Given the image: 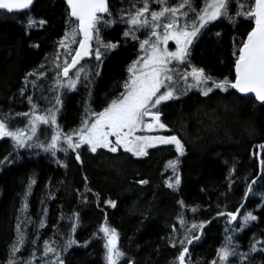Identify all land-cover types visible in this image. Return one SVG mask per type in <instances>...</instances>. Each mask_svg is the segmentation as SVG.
Listing matches in <instances>:
<instances>
[{
    "label": "trees",
    "instance_id": "trees-1",
    "mask_svg": "<svg viewBox=\"0 0 264 264\" xmlns=\"http://www.w3.org/2000/svg\"><path fill=\"white\" fill-rule=\"evenodd\" d=\"M167 2L175 4L177 0ZM194 4L199 8L202 0H194ZM133 6L140 7L141 0H109L112 18L117 22L103 28L100 36L118 46L102 56L98 74L93 57L81 61L91 69L87 87L82 80L75 90H62L57 114L65 132L79 126L86 106L99 111L123 90L128 66L140 52L139 41L123 35L127 25L120 21L121 10H134ZM150 7L158 5L151 3ZM69 11L64 0H39L23 13L0 10V116L8 114L10 125L26 123L27 117L16 113L30 110L28 96L41 109L54 103L55 93L49 91L54 72L48 62L56 52L64 51L59 41L71 27ZM235 11L233 3L230 12ZM29 17L45 23L29 27ZM252 26L245 16H236L234 22L218 19L195 42L189 59L213 79L232 80L234 46L246 38ZM144 35L137 33L140 39ZM41 64L49 69L46 77L27 75L44 71ZM26 77L29 82L36 80L37 86L26 84ZM187 92L160 106L161 121L167 125L160 134L177 135L184 142L182 156L174 145H166L152 149L145 158L104 150L99 152V163L92 161L97 157L88 163H60L65 157L62 153L56 157L17 148L9 138L0 140V264H8L18 227L36 243L26 241L15 254L17 258H27L35 251V264H42L47 240L55 242L52 246L59 251L63 264H106L105 241L99 231L105 224L118 233V247L124 253L119 264H176L180 245L177 242L173 247L170 238H182L178 222L181 215L186 221H207L204 226L209 223L202 237L190 246V264H209L216 258L225 229L238 228L245 212L257 219L233 233L238 251L248 253L256 241H261L257 249L264 248V167L261 171L257 156L258 146L264 143V105L234 89H213L207 96L196 88ZM177 157L180 183L169 188L166 181L174 182L175 176L168 161ZM139 180L148 183H137ZM29 185L31 191L25 197ZM249 185L252 191L246 200ZM106 199L115 200V207L104 205ZM242 206L236 223L228 224L226 217H217V212ZM73 213L79 214V222L70 232ZM69 235L76 243L64 249ZM230 264L241 262L230 257ZM243 264H264V251L250 253Z\"/></svg>",
    "mask_w": 264,
    "mask_h": 264
},
{
    "label": "snow or ice",
    "instance_id": "snow-or-ice-1",
    "mask_svg": "<svg viewBox=\"0 0 264 264\" xmlns=\"http://www.w3.org/2000/svg\"><path fill=\"white\" fill-rule=\"evenodd\" d=\"M33 0H0V10L8 13L29 9ZM69 11L71 27L59 41L63 52H56L48 62L54 75L51 77L49 91L54 92V103L41 109L38 103L28 96L31 108L28 112L16 113L17 116L27 117L23 126H12L8 122V114L0 116V138H10L17 148L37 147L53 156L57 152L67 154L69 150L75 153V159L81 161L78 149L86 146L87 150L95 153L98 149H106L117 153L120 149L130 153L133 157H146L149 149L158 145H174L175 151L182 156L184 144L177 135L149 134L158 130H167V125L161 121V105L170 101L179 94H184L192 88L198 89L202 95L207 96L213 89L227 91L234 89L241 94H254V99L264 105V0H202L197 8L194 0H177L169 4L167 0H141V6L134 10L124 12L121 10L120 21L127 25L123 35L139 41V55L128 66V77L122 84V91L111 98L106 106L96 111L86 106L85 113L77 128L65 132L57 124L56 114L58 105L62 103L61 92L64 89L75 90L82 80L85 87L91 69L86 63L81 64L85 57H93L97 62V70L102 62V56L107 51L117 47L116 43L105 42L101 30L110 27L117 21L112 18L108 0H66ZM151 3L158 8L150 7ZM236 4L235 13L230 12L232 4ZM236 16L250 18L254 26L247 32L238 46H234L235 75L232 80L227 77L222 80L213 79L205 70L192 64L190 45L202 29L218 19L235 21ZM126 17V19H125ZM74 18V19H72ZM28 26L43 25L45 21H36L29 17ZM144 32V38L137 36ZM219 35V33H217ZM169 41L175 44L174 50L169 49ZM73 45H77L73 47ZM94 45V46H93ZM103 50V51H102ZM44 71H33L28 76L37 79L46 77L48 68L40 65ZM31 83L35 88L36 80ZM24 89H21L23 93ZM51 128L50 136H44L41 126ZM43 137V138H42ZM264 149V144L260 145ZM82 162V161H81ZM178 157L168 161V167L175 176L174 182L166 181L169 188L179 185L180 177L177 174ZM264 167V160L261 161ZM86 179V178H85ZM137 183L146 184L147 180ZM255 183V180L251 182ZM31 185L25 193L27 197ZM247 191H252L251 185ZM86 199V197H85ZM106 204L115 207V202L106 200ZM184 207L183 201H179ZM196 211L195 208L192 209ZM239 208L235 211H220L217 216L226 217L227 223L237 220ZM251 212H245L238 228H226V235L221 246L217 249L216 258L209 264H230V257L238 258L243 264L250 253L264 251L257 249L256 241L250 245L249 252L238 251V245L233 233L242 231L249 221L256 220ZM79 222V214L73 213L71 217L70 232H74ZM178 222L182 229V238H170L173 247L177 242L180 245L176 264H190L189 247L193 240H198L199 232L207 221H186L181 215ZM43 226V221H41ZM195 230V231H194ZM99 231L103 233L106 264H119L124 253L118 247V233L108 225H101ZM177 230L173 226V232ZM29 242L35 245L36 239L30 241L26 234L18 227L17 237L11 247L8 264H35V251L27 257L17 258L15 254ZM54 241H44L41 254L42 264H63L59 259V251L53 247ZM76 243L69 235L64 243V249ZM51 258L44 260L49 254ZM130 264V262H129Z\"/></svg>",
    "mask_w": 264,
    "mask_h": 264
},
{
    "label": "rangeland",
    "instance_id": "rangeland-1",
    "mask_svg": "<svg viewBox=\"0 0 264 264\" xmlns=\"http://www.w3.org/2000/svg\"><path fill=\"white\" fill-rule=\"evenodd\" d=\"M215 22V21H214ZM214 22H212V23H214ZM211 23V24H212ZM211 24H209L208 26H210ZM208 26H206V28L208 27ZM205 28V29H206ZM205 29H202L201 30V33L200 34H198V36L196 37V38H194V40H193V42H192V44L190 45V56H191V53H192V48H193V46H194V44H195V42L196 41H198L199 39H200V37L203 35V33L205 32ZM174 48H175V44H174V42L173 41H169V49L170 50H174ZM190 58V57H189ZM78 85V84H77ZM168 102V101H167ZM167 102H164V103H167ZM56 119H57V124L58 125H60V127H61V124H60V118H59V114H56ZM42 127H43V125H42ZM41 127V128H42ZM62 128V127H61ZM51 128L50 127H48V126H46L45 128H44V130H41V132L43 133V135L44 136H50V134H51ZM161 131H163V130H158V133L157 132H153V133H149V134H160V132ZM5 138H7V137H4V138H0V140H2V139H5ZM43 138V137H42ZM10 139V138H9ZM181 142L184 144V142L181 140ZM162 146H166V145H158L157 147H155V148H159V147H162ZM175 147V146H174ZM29 149H35L36 151H40V152H46V151H44V150H42V149H40V148H37V147H32V148H29ZM85 149H87V147L86 146H81V148L80 149H78V151H79V154H81L82 153V156H83V151L85 150ZM152 149H154V148H150L148 151L150 152ZM70 151V150H69ZM101 151H104V149H99V152H101ZM119 152L120 153H122V152H124L123 151V149H120L119 150ZM48 153H50V152H48ZM59 153H62V154H64V155H67L68 153H71V152H68L67 154H65L64 152H57L56 154H55V156L57 157L58 155H59ZM103 153H105V152H103ZM105 154H109V153H105ZM104 157V155H101V158H102V160L104 159L103 157ZM147 157V156H146ZM127 158H130V157H127ZM136 158H138V157H136ZM139 158H145V157H139ZM250 194V193H249ZM249 198V196H248V194H247V198H246V200ZM218 217V216H217Z\"/></svg>",
    "mask_w": 264,
    "mask_h": 264
},
{
    "label": "flooded vegetation",
    "instance_id": "flooded-vegetation-1",
    "mask_svg": "<svg viewBox=\"0 0 264 264\" xmlns=\"http://www.w3.org/2000/svg\"><path fill=\"white\" fill-rule=\"evenodd\" d=\"M106 150V149H105ZM107 151V150H106ZM69 152H71V153H68L67 155H65V157H64V159H61V160H59L58 162H60V163H67L68 162V160H69V163L70 162H72V163H88V161H89V159H91V158H94V157H97V158H95V159H92V161L94 162V161H97L98 163H99V149L97 150V153L95 152V153H92V152H90V151H88L87 149H85L83 152V156H82V153L80 154V157H81V161H83V162H81V161H77L76 159H75V157H74V155H76L75 153H73L71 150L69 151ZM109 152V151H108ZM119 152V151H118ZM117 152V153H118ZM88 153V154H87ZM117 153H114V154H117ZM120 153V152H119ZM74 154V155H73ZM85 155H86V157H85ZM65 158L67 159V160H65ZM97 159V160H96ZM92 162V163H93Z\"/></svg>",
    "mask_w": 264,
    "mask_h": 264
},
{
    "label": "water",
    "instance_id": "water-1",
    "mask_svg": "<svg viewBox=\"0 0 264 264\" xmlns=\"http://www.w3.org/2000/svg\"><path fill=\"white\" fill-rule=\"evenodd\" d=\"M37 1H39V0H33V2H32V4L29 6V9H27V10H21V11H19V12H17V11H14L13 13H23V12H27V11H29L32 7H33V5L37 2ZM65 1V3L67 4V2H66V0H64ZM108 3H109V0H108ZM90 57H85L84 59H89ZM83 59V60H84ZM82 61V60H81ZM81 63V62H80ZM236 93H238L236 90H234ZM239 95H241V96H243V97H254V94H247V95H245V94H241V93H238ZM258 102V101H257ZM258 103H260V102H258ZM261 104V103H260ZM260 155H261V152H260V146H259V152H258V157H260ZM238 217H239V215H238ZM238 217H237V220H238ZM236 220V221H237ZM236 221H234L233 223H235ZM204 232V228L200 231V236L202 235V233ZM190 246H191V244L190 245H188V247H189V251H190Z\"/></svg>",
    "mask_w": 264,
    "mask_h": 264
},
{
    "label": "bare ground",
    "instance_id": "bare-ground-1",
    "mask_svg": "<svg viewBox=\"0 0 264 264\" xmlns=\"http://www.w3.org/2000/svg\"><path fill=\"white\" fill-rule=\"evenodd\" d=\"M127 72V71H126ZM188 93V92H187ZM211 93V92H210ZM247 98V97H246ZM64 100V99H63ZM81 102V101H80ZM258 103V102H257ZM260 104V103H259ZM83 105V104H82ZM88 105V104H87ZM62 110V109H61ZM84 110V109H83ZM82 111V110H81ZM82 113V112H81ZM262 144H264V143H262ZM261 144V145H262ZM260 146V145H259ZM259 146H258V150H259ZM9 150V149H8ZM263 149H261L260 148V152L262 151ZM9 152V151H8ZM259 152V151H258ZM258 152H257V154H258ZM97 153V152H96ZM88 154V153H87ZM258 156V155H257ZM85 157H86V155H85ZM103 157V156H102ZM250 157V156H249ZM104 158V157H103ZM258 159H259V162H260V167H261V171H262V165H261V161H262V159H261V155H260V157H258ZM249 160V159H248ZM247 160V161H248ZM251 160H252V158H251ZM250 161V160H249ZM248 161V162H249ZM83 162V161H82ZM91 163V162H90ZM261 175V174H260ZM86 176V175H85ZM77 192V191H76ZM249 193H250V191L248 192V196H249ZM135 195V194H134ZM108 197V196H107ZM109 198H110V196H109ZM100 199V198H99ZM103 200H104V198H103ZM106 200H109V199H106ZM111 200V199H110ZM114 200V199H113ZM112 201V200H111ZM115 201V200H114ZM102 202V201H101ZM104 204V203H103ZM104 205H107L106 203L104 204ZM99 207V206H98ZM102 207V206H101ZM109 207V206H108ZM101 209H103V208H101ZM242 209H243V206L242 207H240V214H239V217H238V220H239V218H240V215H241V212H242ZM105 211V210H104ZM100 214V213H99ZM105 214V213H104ZM101 215H102V213H101ZM218 217H224V216H218ZM208 225H209V223L208 224H206L203 228H206V227H208ZM202 235H203V233H202ZM202 235L201 236H199L200 238L202 237ZM199 238V239H200ZM198 239V240H199ZM249 241V240H248ZM193 242H194V240H193ZM192 242V243H193ZM249 243H250V241H249ZM237 262V261H236Z\"/></svg>",
    "mask_w": 264,
    "mask_h": 264
}]
</instances>
